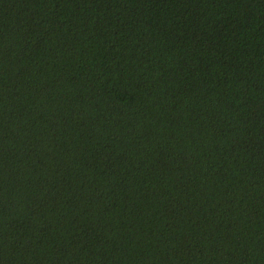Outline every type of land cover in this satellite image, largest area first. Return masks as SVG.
Listing matches in <instances>:
<instances>
[{"label":"trees","instance_id":"obj_1","mask_svg":"<svg viewBox=\"0 0 264 264\" xmlns=\"http://www.w3.org/2000/svg\"><path fill=\"white\" fill-rule=\"evenodd\" d=\"M0 264H264V0H0Z\"/></svg>","mask_w":264,"mask_h":264}]
</instances>
